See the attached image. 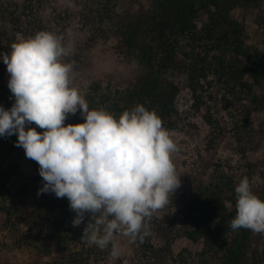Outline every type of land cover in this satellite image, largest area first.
Listing matches in <instances>:
<instances>
[{"label": "trees", "instance_id": "trees-1", "mask_svg": "<svg viewBox=\"0 0 264 264\" xmlns=\"http://www.w3.org/2000/svg\"><path fill=\"white\" fill-rule=\"evenodd\" d=\"M73 3L78 5L77 13L69 7L62 9L56 0H0V23L4 24L0 57L10 53L11 44L18 38L41 30L64 39L70 22L80 26L88 46L110 35L140 74L125 86L104 78L86 84L81 93L90 110L103 108L118 118L123 111L142 104L155 110L169 130L178 115L177 98L186 87L193 106L203 110L207 122L216 126L210 107L202 105L217 96L240 155L236 174L217 164L209 180L179 198L169 196V202L177 203L171 214L177 223L153 219L150 235L142 243L137 240L144 256L169 255L172 264H264V234L243 228L233 231L229 226L236 214L235 186L242 178L247 177L254 194L264 200V47L247 42L248 28L239 18L240 14L244 19L254 16L257 27L264 30V0ZM48 6L54 10L49 15ZM83 58L80 49L72 60L67 56V61L81 69ZM9 78L0 58V106L5 110L15 103L8 88ZM83 120L78 110L68 115L65 124ZM27 127L43 131L34 123ZM17 139L15 134L0 136L1 226L9 232L11 245L55 258L46 264H90L100 255V248L81 240L87 220L73 227L76 214L67 197L57 198L49 192L33 198L28 188L31 180L43 185L39 165L26 157L22 147L15 146ZM15 154L29 161L37 172L35 177H24L18 164L7 161ZM159 226L165 230L160 235L163 244L158 246L155 229ZM177 242L186 245L175 252L173 245Z\"/></svg>", "mask_w": 264, "mask_h": 264}, {"label": "clouds", "instance_id": "clouds-1", "mask_svg": "<svg viewBox=\"0 0 264 264\" xmlns=\"http://www.w3.org/2000/svg\"><path fill=\"white\" fill-rule=\"evenodd\" d=\"M67 50L57 34L41 30L20 37L4 54L13 106H0V136L17 135V147L39 165L44 183L37 195L67 197L75 212L73 227L87 220L81 240L100 249L117 234L141 243L150 235L153 214L169 203L180 187L173 154L180 148L155 110L137 104L117 118L111 112L89 109L80 89L73 86ZM81 112L82 123L65 124ZM35 124L36 128L26 125ZM233 231L264 234V200L244 177L235 186Z\"/></svg>", "mask_w": 264, "mask_h": 264}, {"label": "rangeland", "instance_id": "rangeland-1", "mask_svg": "<svg viewBox=\"0 0 264 264\" xmlns=\"http://www.w3.org/2000/svg\"><path fill=\"white\" fill-rule=\"evenodd\" d=\"M14 1L21 2L22 0ZM56 1L62 9L69 7L74 13H77L78 5L73 3L74 0ZM52 10L53 8L48 6L46 14H51L54 11ZM239 18L246 23L248 28L247 42L250 45L264 47V42H262L264 30L257 27L254 16H247L244 19V16L240 14ZM66 30V38L64 37L62 41L65 40L63 45L67 50V55L63 57V62L70 63L67 61V56L69 60H72L80 49L84 54V64L81 69L73 67L71 73L73 86H78L80 91H85L87 85L102 78L112 79L125 86L130 79H135L140 74L139 68L120 53L116 40L112 39L110 35L103 41L88 46L86 36L81 32L78 24L70 22ZM3 35L4 24L0 23V42ZM58 36L62 37L61 35ZM202 106L205 109L206 106L210 107L218 125L211 126L207 122L203 110H197L193 106L192 95L188 88L182 87L177 98L178 115L173 118L174 127L169 129L180 148L179 152L173 154V161L176 172L180 176L181 185L174 194L169 196L174 195L179 198L183 193L191 192L198 185L210 179L217 164H220L230 174H236L240 168V155L229 131L230 124L221 109L217 96L214 101H206L205 105ZM14 159L13 157L7 158V161L18 164L24 177L29 178L37 175L29 161L23 159L20 154H15ZM42 182L44 183L43 179ZM42 187L38 186L36 181L31 180L28 188L33 198L38 197L37 192ZM176 204L169 202L165 207L156 211L149 224L153 219H163L165 224H176V217L171 215L174 212L172 207ZM2 223L3 219L0 216V262L2 264H33L35 261L42 264L49 261L54 262V257L37 255L34 250L27 249V247L12 246V238H10L8 231L6 233L2 229ZM22 226L25 227L26 225L22 223ZM164 230L161 226L155 229V235H157L155 240L158 246L163 244L160 235L161 232L164 234ZM163 237L165 236L163 235ZM115 243L120 248L118 257L113 258L110 255L112 245L109 244L106 248L100 249V255L94 258L90 264H172L169 255L157 253L150 257L144 256L138 241L129 242V239L123 235L117 234ZM184 245L186 244L182 242L175 243L173 245L174 251L177 252Z\"/></svg>", "mask_w": 264, "mask_h": 264}]
</instances>
